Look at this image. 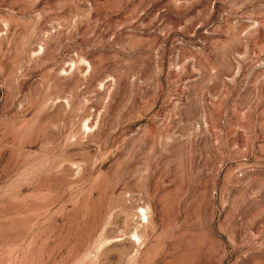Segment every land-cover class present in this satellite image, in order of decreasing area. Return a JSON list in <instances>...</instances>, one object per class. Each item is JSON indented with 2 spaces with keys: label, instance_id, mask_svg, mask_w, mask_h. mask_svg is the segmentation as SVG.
Here are the masks:
<instances>
[{
  "label": "rangeland",
  "instance_id": "374dc122",
  "mask_svg": "<svg viewBox=\"0 0 264 264\" xmlns=\"http://www.w3.org/2000/svg\"><path fill=\"white\" fill-rule=\"evenodd\" d=\"M0 264H264V0H0Z\"/></svg>",
  "mask_w": 264,
  "mask_h": 264
}]
</instances>
